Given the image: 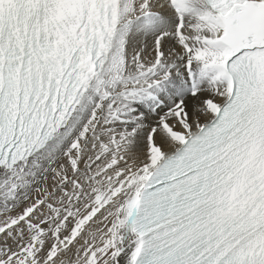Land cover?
<instances>
[{
	"label": "snow or ice",
	"instance_id": "6c2138e0",
	"mask_svg": "<svg viewBox=\"0 0 264 264\" xmlns=\"http://www.w3.org/2000/svg\"><path fill=\"white\" fill-rule=\"evenodd\" d=\"M0 264H264V0H0Z\"/></svg>",
	"mask_w": 264,
	"mask_h": 264
}]
</instances>
